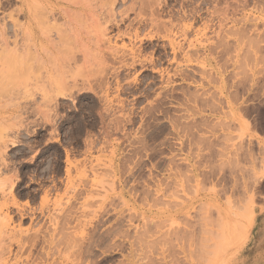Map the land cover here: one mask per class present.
<instances>
[{"label":"rangeland","instance_id":"obj_1","mask_svg":"<svg viewBox=\"0 0 264 264\" xmlns=\"http://www.w3.org/2000/svg\"><path fill=\"white\" fill-rule=\"evenodd\" d=\"M50 1L0 0V263L264 264V0H91L106 37L47 97Z\"/></svg>","mask_w":264,"mask_h":264},{"label":"bare ground","instance_id":"obj_2","mask_svg":"<svg viewBox=\"0 0 264 264\" xmlns=\"http://www.w3.org/2000/svg\"><path fill=\"white\" fill-rule=\"evenodd\" d=\"M32 1V0H31ZM26 2L27 0H22V3H23V9L21 10V13L23 15L24 18H27L28 16V12H27V9H26ZM51 4H50V7H51V11H50V15L52 17V21L54 22H57V19H56V15H59L60 18L64 21V26L62 27H59L57 28V30H54L56 31V35H57V39H58V42H54V39L50 40L49 38L51 37L49 34L52 33V32H49L47 33V31L49 30H45L43 31L41 28H39L41 30L40 31H36V32H32L30 35H29V32L28 30L26 29L25 25L22 27V32H21V46L23 49H25L26 47L28 48V46H32L33 50H34V56H36L38 59H36V62L37 60L38 61H42L44 60L43 58V54L45 56H48L47 59H49L51 62H55L57 64H59V68L57 67L56 68V71L57 73H54L52 71L53 74H51L50 72V75L46 76L45 78V75L44 77L41 76L40 74L36 77L35 76V82H36V85L38 87V90L40 91L41 94H45L47 93V97L49 96V93H54V95L58 96L59 95H65L66 94V91H69L70 86V81H72L71 85L74 86V88L77 87V75H81L80 74V70L82 69V65H81V61L82 62H87L88 61V54L89 53V48L91 47V43L93 42H97L100 37L105 39L104 37L106 36H103L102 34L104 33V31L106 32V30H102L100 28V25L98 22L99 20V16L98 15V9H100L102 7L103 4H100L101 6H95L91 0H51L50 1ZM106 2L109 3V1L107 0ZM103 3V2H102ZM105 3V2H104ZM111 3H112V0H111ZM36 5V3H33V5ZM94 5V7H93ZM106 7V5H104ZM104 7V8H105ZM102 9V8H101ZM45 13V12H44ZM112 13V11H111ZM111 13H107L106 15L108 16L111 15ZM49 15V14H48ZM47 15V16H48ZM112 16V15H111ZM109 16V17H111ZM49 17V16H48ZM34 20H35V17H33ZM32 18V19H33ZM45 18V16H44ZM59 18V19H60ZM101 18V17H100ZM38 19V17H37ZM50 19V18H49ZM47 19L45 18V21ZM50 21V20H49ZM48 23V22H47ZM54 24H52L53 26ZM51 26V25H49ZM47 27V26H45ZM55 27V26H53ZM64 27V28H63ZM62 28V29H60ZM56 29V27L54 28ZM52 30V29H51ZM43 31V32H42ZM53 31V30H52ZM45 32V34H44ZM46 33L49 35H46ZM54 33V32H53ZM46 35V36H45ZM105 35V34H104ZM43 37H46V38H43ZM48 38V39H47ZM44 39H47V40H44ZM50 43H49V42ZM52 41V42H51ZM104 41V40H103ZM99 42V41H98ZM30 43V45H29ZM100 43V42H99ZM30 46V47H31ZM94 46V45H93ZM91 49V48H90ZM99 49V48H98ZM113 49V48H112ZM108 50H111L108 48ZM107 50V51H108ZM115 51H111V54L109 55H112L113 57L118 58V52H115ZM98 55V54H97ZM100 55V54H99ZM33 56V57H34ZM136 56V55H135ZM134 56V57H135ZM35 57V58H36ZM81 57V59H80ZM112 58V57H111ZM46 59V60H47ZM136 59V58H134ZM35 60V59H33ZM81 60V61H80ZM41 62V63H42ZM48 62V61H47ZM46 62V63H47ZM80 62V63H79ZM134 63L136 61H133ZM45 63V61H44ZM79 63V64H78ZM142 63V62H140ZM39 65H40V62H39ZM49 65V63H48ZM79 65V66H78ZM43 67V64L41 65ZM38 68L40 70H42L40 68V66H38ZM44 68V67H43ZM81 68V69H80ZM38 69V70H39ZM79 70L77 74L75 75V72L72 70ZM50 70H52L50 68ZM76 70V71H77ZM47 71V70H46ZM71 72L74 73L71 77ZM28 73V72H27ZM41 73V72H40ZM70 73V76H68ZM27 76V75H26ZM70 77V78H69ZM82 77V76H81ZM80 76L78 77L79 79L81 78ZM84 78V77H83ZM45 79V80H44ZM82 80V79H81ZM27 84V83H26ZM24 83V87L26 85ZM28 85H26L25 88H27ZM76 86V87H75ZM73 88V87H72ZM34 92V91H33ZM39 93V92H38ZM39 93V94H40ZM44 95V96H45ZM134 194V193H133ZM206 206V205H205ZM188 211V210H187ZM209 214V213H208ZM194 216V215H193ZM111 217V216H110ZM121 218V217H120ZM118 221H120V219H118ZM131 221V220H130ZM103 222V221H102ZM182 222V221H181ZM59 223V222H58ZM120 223V222H119ZM99 225V224H98ZM116 225V224H115ZM66 226V225H65ZM64 226V227H65ZM97 226V225H96ZM192 226V225H191ZM208 226V225H207ZM63 227V228H64ZM99 227V226H98ZM114 227V226H113ZM6 228V222L5 220H1L0 219V242H3L4 241V237L6 236H3L4 235V229ZM200 228V227H199ZM204 228V227H203ZM58 229V228H57ZM68 230V228H66ZM198 229V228H197ZM61 230V228H60ZM98 230V229H97ZM178 230V229H177ZM176 230V231H177ZM59 232V230H57ZM64 231V230H63ZM66 231V230H65ZM180 231V230H179ZM183 231V230H182ZM187 231L189 230H186L185 232L187 233ZM94 232V231H93ZM96 232V231H95ZM148 232V231H147ZM178 232V231H177ZM207 232V230H206ZM204 232V233H206ZM52 233V232H51ZM110 233V232H109ZM175 235H176V232H174ZM192 233V231H191ZM203 233V234H204ZM62 234V231L61 233ZM68 234V233H67ZM65 233V236L68 237ZM73 233H69V237L71 238L73 235ZM104 234V233H103ZM178 234V233H177ZM182 234V233H181ZM207 234V233H206ZM7 235L8 239H10L11 241L12 240H15L17 241L18 243H20V245L23 243L22 241V236L20 237H17L18 235L17 234H6ZM71 235V236H70ZM87 235V234H86ZM155 235V234H153ZM184 235V234H183ZM188 235V234H187ZM192 235V234H191ZM64 236V234L62 235ZM60 236V237H62ZM64 236V237H65ZM102 235H100V238H101ZM166 236V235H165ZM45 237V236H44ZM49 238V241H48V247L50 249V251H53L51 250L53 247H58V244L61 245V242H62V245H63V242L65 243V241H69L70 239H68L67 237H65V239L67 238L68 240H65L63 237H62V240L60 241V243L57 242L58 240V236L56 234V228L54 229L53 233L50 234L48 236ZM76 237V236H75ZM90 237V236H89ZM97 237V236H96ZM140 237V236H139ZM177 237V236H176ZM204 237V236H203ZM95 238V236H94ZM99 238V240H100ZM141 238V237H140ZM72 239L74 240V236L72 237ZM71 239V240H72ZM88 239V238H87ZM158 239V238H157ZM58 240V241H59ZM65 240V241H64ZM70 240V241H71ZM185 240V239H184ZM80 240L78 241H71L70 244H67L65 245V247H63L64 249H62V247L59 249H62L64 251L68 250L66 253L63 252V251H60V254L62 255L63 253H65L63 256L64 257V264H72L73 262L75 264H79L80 262H82V254H83V244H81L79 242ZM87 241V240H86ZM90 241V240H89ZM92 241V240H91ZM104 241V240H103ZM146 241V240H145ZM204 241V240H203ZM147 242V241H146ZM188 242V241H187ZM57 243V245H56ZM92 243V242H91ZM97 243V242H96ZM94 242V244H96ZM100 243V242H98ZM143 243V242H142ZM168 244V242H167ZM195 244V243H194ZM191 245V244H190ZM97 246V245H94V247ZM104 246V245H103ZM55 247V248H56ZM102 247V246H101ZM191 247V246H190ZM68 248V249H67ZM87 248V247H86ZM92 248V247H91ZM90 248V249H91ZM132 249V247H130ZM56 250V249H55ZM84 251H87V249H85ZM186 251V250H185ZM63 252V253H61ZM180 252V251H179ZM192 252V251H191ZM86 254L88 253L85 252ZM130 253L132 254V250L130 251ZM188 253V251L186 252ZM193 253V252H192ZM59 255V256H61ZM188 255V254H187ZM186 255V256H187ZM191 255V253H190ZM62 256V257H63ZM192 256V255H191ZM47 257H50L49 255ZM61 257V258H62ZM84 258V257H83ZM188 258V256H187ZM63 259V258H62ZM86 259V257H85ZM83 259V261L85 260ZM132 259V258H131ZM189 259V258H188ZM191 260V261H190ZM190 264H194L193 260L190 259ZM165 261V260H164ZM87 261H84L83 263H86ZM130 262V260H129ZM55 263V261L53 262ZM73 263V264H74ZM82 263V264H83ZM0 264H4V263H0ZM52 264V263H51ZM129 264H135V261H133L132 259V262L129 263Z\"/></svg>","mask_w":264,"mask_h":264},{"label":"crops","instance_id":"obj_3","mask_svg":"<svg viewBox=\"0 0 264 264\" xmlns=\"http://www.w3.org/2000/svg\"><path fill=\"white\" fill-rule=\"evenodd\" d=\"M263 223H264V222H263ZM263 223H262V224H263Z\"/></svg>","mask_w":264,"mask_h":264}]
</instances>
